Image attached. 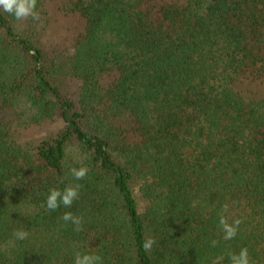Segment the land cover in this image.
<instances>
[{
  "label": "trees",
  "instance_id": "trees-1",
  "mask_svg": "<svg viewBox=\"0 0 264 264\" xmlns=\"http://www.w3.org/2000/svg\"><path fill=\"white\" fill-rule=\"evenodd\" d=\"M36 10L0 9V264H231L241 248L264 264V0ZM77 183L71 207L46 208ZM220 215L242 221L234 239Z\"/></svg>",
  "mask_w": 264,
  "mask_h": 264
},
{
  "label": "clouds",
  "instance_id": "clouds-1",
  "mask_svg": "<svg viewBox=\"0 0 264 264\" xmlns=\"http://www.w3.org/2000/svg\"><path fill=\"white\" fill-rule=\"evenodd\" d=\"M37 0H0V9L9 15L13 16L16 21L27 20L29 18L33 20L39 19V13L36 10ZM70 175L74 180H83L87 174L88 169L86 167H72L69 169ZM81 185L70 184L63 190L58 188L49 189V194L46 197L45 206L49 211L57 210L61 205L68 208L71 207L73 202L79 198ZM228 210V206L224 205V211ZM61 219L65 222H71L75 225L76 231L81 230L82 217L74 216L71 212H65ZM242 223L240 219L234 220L229 223L224 215H220L219 225L223 231V239L231 240L234 239L239 230V226ZM28 232L24 229H19L13 233V236L17 239L23 240L27 237ZM155 243L154 238L149 237L144 241V249L150 250ZM218 241L213 240L211 244L213 247L217 245ZM231 264H252L250 262L249 252L247 248H241L238 253L230 254ZM74 264H103L102 257L100 255L93 254H81L76 253L74 257Z\"/></svg>",
  "mask_w": 264,
  "mask_h": 264
},
{
  "label": "rangeland",
  "instance_id": "rangeland-1",
  "mask_svg": "<svg viewBox=\"0 0 264 264\" xmlns=\"http://www.w3.org/2000/svg\"><path fill=\"white\" fill-rule=\"evenodd\" d=\"M53 128H55V126H53V127L52 126L51 127H45L43 129L32 128V129L28 130L26 133H23L22 136L24 137V139H27V138H30V137L33 138V139L42 138L46 134H50L53 131Z\"/></svg>",
  "mask_w": 264,
  "mask_h": 264
}]
</instances>
